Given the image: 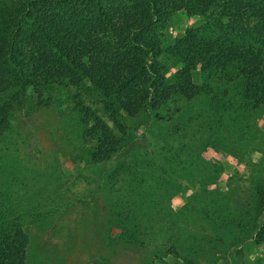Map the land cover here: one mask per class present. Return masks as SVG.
<instances>
[{
  "label": "trees",
  "instance_id": "16d2710c",
  "mask_svg": "<svg viewBox=\"0 0 264 264\" xmlns=\"http://www.w3.org/2000/svg\"><path fill=\"white\" fill-rule=\"evenodd\" d=\"M174 14L200 17L201 24L163 46L160 37ZM163 59L179 65L171 80ZM196 70L198 83L192 81ZM51 89L73 99L81 134L92 142L89 160L111 163L107 177L110 184L118 181L114 207L120 211L111 215L110 226L128 240L132 229L145 236L158 221L154 207H163L165 195L181 183L177 171L190 172L189 160L196 158L197 140L192 146L178 135L183 126L172 122L174 116L223 125L222 146L255 135L264 109V0H0V136L13 112L58 103ZM93 95L116 133L81 98ZM197 99L206 104L205 117L199 110L190 113V105L169 107ZM150 120L169 122L168 142L145 150L136 132ZM155 153L168 160V174L176 176L168 184L149 159ZM246 180L239 205L218 200L211 212L203 203L194 208L207 237L187 235L173 242L165 227L166 252L179 264H229L231 249L240 253L249 242L264 240V220L258 219L264 214V160ZM27 245L15 204L0 192V264H24ZM215 252L219 255L205 262Z\"/></svg>",
  "mask_w": 264,
  "mask_h": 264
},
{
  "label": "rangeland",
  "instance_id": "374dc122",
  "mask_svg": "<svg viewBox=\"0 0 264 264\" xmlns=\"http://www.w3.org/2000/svg\"><path fill=\"white\" fill-rule=\"evenodd\" d=\"M199 24L200 17L174 14L160 37L162 45H169L186 28ZM162 62L167 63L165 75L171 80L179 65H172L167 59ZM192 81L199 82L197 70L192 73ZM49 95L61 100L38 109L31 107L27 114L23 110L13 112L8 130L0 136V192L12 200L24 223L28 236L24 264H179L174 254L166 252L167 248L162 246L165 227L171 229L173 242H180L187 235L197 239L200 235L207 237L200 228L203 217L199 218L194 208L203 203L211 212L218 200L228 207L239 205L244 197L241 189L247 185L250 171L264 160V109L257 116L253 138L243 136L225 146L221 144L223 125L205 126L185 118L174 120V116L172 122L183 126L178 135L192 146L197 140L198 148L193 153L196 158L189 160L190 172L177 171L181 183L169 198L168 193L165 195L164 206L154 207L152 213L158 215L155 217L158 221L150 231L141 236L132 229L134 235L128 240L120 228L110 226L111 215L115 218L114 213L120 211L114 207V201L120 198L118 181L110 184L107 177L111 163L93 164L89 160L92 142L81 134L71 110L70 95L56 89H51ZM81 98L116 133L111 120L102 113L97 96ZM199 100L177 102L169 107L190 105V113L199 110L205 117L206 104L202 105ZM166 108L168 110V106ZM161 114L166 115L168 111ZM168 123L160 125L150 120L139 124L136 134L142 148L167 143ZM235 129L236 126L231 127ZM161 136L163 138H159ZM149 159L167 184L169 178L176 177L168 174V160L163 161L157 153ZM145 199L143 194L142 202ZM258 219L264 220V214L258 215ZM230 252L229 264H264V240L249 242L240 253L234 249ZM213 255L209 253L205 262L219 252Z\"/></svg>",
  "mask_w": 264,
  "mask_h": 264
}]
</instances>
